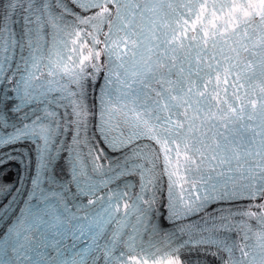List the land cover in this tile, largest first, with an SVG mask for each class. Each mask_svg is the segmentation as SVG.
I'll list each match as a JSON object with an SVG mask.
<instances>
[{"label":"snow or ice","instance_id":"6c2138e0","mask_svg":"<svg viewBox=\"0 0 264 264\" xmlns=\"http://www.w3.org/2000/svg\"><path fill=\"white\" fill-rule=\"evenodd\" d=\"M0 264H264V0H0Z\"/></svg>","mask_w":264,"mask_h":264}]
</instances>
